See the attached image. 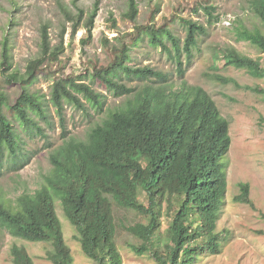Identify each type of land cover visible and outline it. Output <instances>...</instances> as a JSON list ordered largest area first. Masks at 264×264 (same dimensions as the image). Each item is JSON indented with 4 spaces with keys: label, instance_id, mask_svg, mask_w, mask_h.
<instances>
[{
    "label": "trees",
    "instance_id": "1",
    "mask_svg": "<svg viewBox=\"0 0 264 264\" xmlns=\"http://www.w3.org/2000/svg\"><path fill=\"white\" fill-rule=\"evenodd\" d=\"M15 1L10 0L14 7ZM128 5L127 17L136 21L137 1L128 0ZM204 9L214 17L215 7ZM250 10L261 25L251 28L243 21L238 22L234 27L235 39L248 42L264 53V0H250ZM98 11L99 1H96L84 27L88 39L93 36ZM63 12L74 21L68 10L63 8ZM83 16L80 10L73 33ZM183 23L187 32L183 45L164 26H137L136 35V41L147 37L150 44L171 55L182 78L188 69V66L184 68L182 57L186 56L190 65L200 37L208 32L207 27L193 20H183ZM165 40L171 42V48ZM11 50L10 39L5 36L1 41L0 73L7 75L10 84L29 87L46 64L59 61L64 47L51 46L45 27L41 56L29 63L24 74L13 70ZM130 59V47L123 45L116 50L115 60L109 66L94 69L86 77L100 80L115 96L130 99L95 123L86 139L66 138L51 153L52 169L44 177L41 188L16 198L0 190V231L32 243H50L52 249L46 258L53 264L75 263L57 213V203L75 228L84 255L95 264H123L116 242L114 204L133 210L145 219L126 228L141 242L130 245L137 256L147 255L156 264H195L204 254L220 253L222 234L217 232V227L228 188L224 162L232 144L230 124L202 87L189 86L185 81L176 86L165 74L149 67H130L127 64ZM221 63L225 68L243 70L253 78L264 79L261 60L235 48L215 50L213 67ZM124 76L155 80L158 84L134 90L120 81ZM212 79L244 87L264 97L260 86H242L237 80L218 73ZM105 97L84 80L68 76L55 81L50 102L65 132L66 106L86 115L89 106L103 113ZM5 107L13 111L28 135L48 137L36 118L52 125L48 101L24 88L12 106L8 96L0 91V176L9 157L15 169L25 167L29 161L21 147V134L4 112ZM240 188L241 201L251 204L249 185L242 184ZM164 218L168 222L165 234L162 232ZM11 255L14 264H35L23 246L13 245Z\"/></svg>",
    "mask_w": 264,
    "mask_h": 264
},
{
    "label": "rangeland",
    "instance_id": "2",
    "mask_svg": "<svg viewBox=\"0 0 264 264\" xmlns=\"http://www.w3.org/2000/svg\"><path fill=\"white\" fill-rule=\"evenodd\" d=\"M96 1H99L98 16L91 39L86 37L85 25ZM138 17L136 21L128 19V0H0V60L1 41L5 36L10 39L14 60L13 70L24 74L29 63L41 56L42 32L48 29L53 48L64 47L57 63L46 64L38 79L29 87L20 83L10 84L6 76L0 73V91L4 92L13 106L20 98L24 88L33 95L49 102V118L52 125L36 118L42 131L48 136L28 135L20 127L12 110L5 107L4 112L21 134L25 154L29 157L27 165L15 169L9 157L0 176V190L11 198L24 192H34L45 183L44 177L52 169L51 153L67 138L86 139L91 127L100 122L110 110L124 105L130 97H118L108 90L100 80L90 77L94 69L109 66L116 57V50L123 45L130 47L131 59L127 63L132 68L149 67L161 72L176 86L185 81L189 86L205 89L215 100L222 115L230 124L232 144L225 157V173L228 188L222 206L217 232L222 234L220 253L204 254L195 264H264V97L244 87L222 84L212 75H220L237 80L242 86H260L264 89V79L251 77L243 70L225 68L221 63L213 67V53L217 49L235 48L244 55L261 60L264 53L248 42L235 39L234 27L243 21L247 26H259L260 21L250 10V0H136ZM76 4V5H75ZM213 6L211 18L205 7ZM63 8L72 15L71 21ZM80 10L84 16L74 32L76 16ZM183 20H193L207 27V35L200 37L193 50L190 65L183 56L185 76L178 74L173 57L163 48L150 44L147 37L136 41L137 26H155L170 28L181 40L186 38ZM168 47L170 41L165 40ZM72 76L84 80L105 97L104 112L99 113L89 106L88 115L75 107H65V132L50 102L52 88L56 80ZM134 90L148 85H157L158 81L123 77L120 80ZM85 101V100H84ZM88 105V103H87ZM250 187L251 204L241 201V185ZM57 213L62 222L66 242L71 248L74 264H95L86 257L76 239L75 228L66 218L61 204L57 203ZM114 216L117 226L116 242L122 254L123 264H156L149 256H137L130 245L141 242L126 228L145 219L133 210H125L114 204ZM168 227L163 219V229ZM13 245L27 249L35 264H53L46 256L51 245L48 242L32 243L15 238L0 231V264H14L11 255Z\"/></svg>",
    "mask_w": 264,
    "mask_h": 264
}]
</instances>
